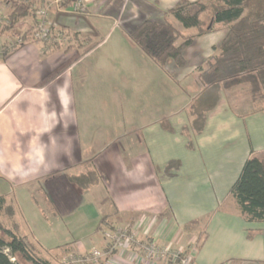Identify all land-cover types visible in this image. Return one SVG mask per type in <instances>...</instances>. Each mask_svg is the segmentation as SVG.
<instances>
[{
	"label": "crops",
	"instance_id": "0c3cea01",
	"mask_svg": "<svg viewBox=\"0 0 264 264\" xmlns=\"http://www.w3.org/2000/svg\"><path fill=\"white\" fill-rule=\"evenodd\" d=\"M29 1L37 21V11L45 8L42 2L52 5L46 12V36L33 39L31 35L23 46L8 48V56L0 57V196L16 205L21 225L32 233L29 219L35 223L46 208L64 217L78 199L82 203L83 194L94 192L101 194L105 203L101 212L88 203L79 205L87 222L101 217L99 224H107L112 230L128 226L140 236L151 226V237L162 244L175 243L182 232L195 234L184 229L197 223L203 236L193 255L194 264H264V222H245L229 194L247 158L251 154L264 157V114H237L221 92L215 107L205 115L203 129L194 133L189 107L199 89L188 94L187 102L169 111L162 102L166 83L155 85L158 101L152 102L151 94L147 98L139 95L136 89L150 85L153 68L128 63L129 52L119 50L124 37H118L104 53L123 58L119 71L102 78L105 67L100 57L89 69L94 81L77 77L75 63L90 58L110 41L123 21V5L107 12L111 5H101L105 0H77L75 4L68 0L66 5H58L60 0ZM178 1L151 3L162 14ZM0 4L8 10L7 4ZM136 11L133 5L127 13ZM88 18L106 25L105 38ZM133 18L124 21L133 24ZM93 39L100 42L82 56L70 44L71 40ZM220 42L190 51L191 72L197 73L201 59L206 62L217 53ZM199 52L202 56L197 60ZM186 75L177 84L184 83ZM108 80L111 103L102 85ZM194 84L197 87L195 78ZM126 86L132 91L121 95ZM174 90L175 97H183L182 88ZM135 93L140 100L133 97ZM103 102L115 105L119 113L108 116L105 109L102 115ZM170 163L173 166L167 171ZM89 170L96 171L101 182L86 190L75 186V177ZM31 239L37 243L33 234ZM95 240L102 249L109 244L105 239ZM51 245L57 249L54 257L59 262L68 254L87 250L78 241L69 245L56 240ZM117 260L116 264H135L128 256Z\"/></svg>",
	"mask_w": 264,
	"mask_h": 264
},
{
	"label": "trees",
	"instance_id": "16d2710c",
	"mask_svg": "<svg viewBox=\"0 0 264 264\" xmlns=\"http://www.w3.org/2000/svg\"><path fill=\"white\" fill-rule=\"evenodd\" d=\"M1 1L7 4L8 10L0 34L11 33L26 18L31 20L30 29L18 35L21 38L19 44L10 36L13 50L29 40L37 20L29 0ZM162 15H170L183 30H194L195 33L183 35L166 19L157 21L148 18L129 31L132 42L161 68L168 62L176 68H184L187 64L185 50L196 37L212 32L216 24L227 28L217 53L196 73L199 92L189 107L194 133L198 134L203 129L205 115L215 107L221 92L237 114H264V0H198L194 3L180 0ZM8 51L2 54V59L8 56ZM236 89L240 90L236 100L238 105L233 106L228 98L231 93L235 94ZM172 166L173 163H170L167 171ZM101 180L96 171L89 170L75 177L74 185L86 190ZM229 194L245 222H264V157L251 154L247 158ZM19 217L16 205L5 196H0V264H52L44 258L42 248L32 241L31 235L21 233ZM189 229L190 226L184 230ZM199 239L197 236V243ZM199 247L200 243L197 250Z\"/></svg>",
	"mask_w": 264,
	"mask_h": 264
},
{
	"label": "rangeland",
	"instance_id": "374dc122",
	"mask_svg": "<svg viewBox=\"0 0 264 264\" xmlns=\"http://www.w3.org/2000/svg\"><path fill=\"white\" fill-rule=\"evenodd\" d=\"M68 0H60L58 2V5L63 4L66 5ZM73 4L77 3V0H73ZM1 3V1H0ZM42 6H45V8L49 9L52 5H49V2H42ZM100 5V4H99ZM101 5H111L109 7H107L106 11H110L113 8H115V5H119L120 7L123 5L122 10H121V16H123V21L121 23V25L117 28V31H115L113 33V35L110 38V41L105 44L104 47L100 48L97 52L93 53L90 58H83L81 61H79L78 63H75L76 68L74 70V75L79 77V76H84L86 78V81H94V77H92V74H89L90 71V67L93 66L94 62L96 61V59L99 60V58L101 57V63L103 67H105V71H103L105 74L101 75L102 78L106 77L108 78V74L109 73H114L116 71L120 70V64H122L123 58L118 59L116 57L110 56L108 55V53L104 54L105 51H107V48H109L111 45H113V41H115L118 37H124L122 39V41H120V46H119V50L120 51H124L126 50V52H129V56L128 58V63L130 62H135V64H140L141 66H147V65H151V68H153V73L150 76L151 78V83L150 85H145L144 87L138 88L137 93L142 96H145L144 98H147L146 96L150 95V100L152 102L158 101V91L156 89V86L158 84H164L166 83L167 86V90H166V97L165 99L162 100V102L165 103V108H167V110L169 111L170 108L173 110V108L175 107H179L180 104H184V102H187L188 98V94H193V90H195V88H198V86L196 87V85L194 84V78L196 73L195 72H191L192 69V60H190V51H196L194 48L195 47H201V49H203L204 47L209 46L210 44L214 43L218 44L220 42V40L223 38L227 28L223 25H219L216 24L214 25L213 31L203 37L200 38H195L193 41V47L191 49H187L184 53L185 58L188 60V65L184 68H176L171 62H168L167 65L164 68H161L159 66H157L150 58H148L130 39L129 37V31L131 29L134 28V26H136L140 21H142L145 18L148 19H153V20H157V21H162L164 19L168 20L169 22H171L176 28L179 29V31L182 32V34H186V35H192L195 33L194 30H183L180 25L170 16V15H162L159 14L156 11V8L152 5L151 0H105V2H102ZM135 5V7L138 9V12H134V13H127L128 9ZM57 6V4H56ZM4 7V12L3 14L6 15L7 14V7L5 5H1L0 4V8ZM105 9L101 11H99L98 9H96V12L98 13H102V12H106ZM92 13V11H91ZM94 13V12H93ZM96 16V15H95ZM128 17H134L133 19H130L133 21V24H129L128 22H125L124 20ZM88 20L90 21V23L92 24L93 28L95 30L98 31V33H100V36H103V38H105V36L108 34V28L106 27V25L102 22H100L98 19H93V18H88ZM127 20V19H126ZM128 21V20H127ZM135 21V22H134ZM30 23L31 20L30 18H26L25 20L20 21L16 27L14 28V30L10 33H4V34H0V45L1 47H8L9 43H10V36L12 35V41H14L15 37L14 36H18L21 35V33H23V31H28V29H30ZM102 23V24H101ZM0 29H1V24H0ZM112 33V32H111ZM111 33H109L111 35ZM32 35V33H31ZM64 36H68V35H64ZM100 42V40H98ZM97 40H92L91 42H78V41H70L71 46L78 52V56H82L83 53H85L86 51L92 49L96 44H98ZM69 44V45H70ZM218 47V45H217ZM216 47V48H217ZM200 51V50H197ZM202 56V52L198 53V58L197 60ZM76 57L74 56V58L72 59V61L75 59ZM201 65H203L205 63L204 59H201ZM155 69V70H154ZM84 70L87 71V73H84L82 75V71ZM184 74H188L186 75V80L185 82L182 84H177L178 82H180V78L184 75ZM96 77H98L96 75ZM108 82H110V80L108 81H104L102 83L103 86H105L104 89V94H105V98H107V101L110 100V103L112 101L111 99V87H108ZM156 85V86H155ZM165 85V84H164ZM181 89L184 91L183 92V97H182V102H181V97H175L173 91H175L174 89ZM137 88V87H136ZM130 90L132 91V88L126 86L123 88V90L121 91V95L127 93ZM238 92H240L239 89H236L235 94L231 93V95L229 96V101L230 104L233 106H237L238 103H236L237 100V95ZM138 94H133V97L137 100H140V96ZM132 96V93H131ZM104 100V99H103ZM125 106H122V109H124ZM105 109H107V115H117L118 110L116 108L115 105H108L106 106L104 104V102L102 103V107H101V113L102 115H104V113H106ZM127 116H124V118H126ZM36 188H38L36 186ZM35 188V189H36ZM34 189V190H35ZM92 192V191H91ZM10 198V197H9ZM83 203H88L91 204L93 206L94 209H97L98 211L101 212V209H103L105 200L102 199V195L101 194H96L93 192L91 194L85 193L83 194V198H82V203L80 202V199H78L76 201V207L74 209H72L71 211H68V214H65L64 217H61L60 215H53V212L51 213L49 211V209H45L43 211V214H41V216L39 215L38 220L34 223V221H32V219H29V224L31 225V230L33 231L31 233V231L27 230V227L23 224L22 226V230L21 233L22 234H27V235H31L32 234L35 236V238L37 239V243L40 244L41 246L40 249L42 248V253L44 258L49 259L51 261L52 264H59L58 259L55 260V254L57 253V249L55 247H53L54 245L50 246V243H52L53 241L56 240H65V242H68L69 245H74L77 241L78 244H83L87 250L86 253H89L92 249H97V250H101L102 248H100L99 244L97 245L95 238H100L101 240H106V241H110V236L112 235V229H110L107 224H102L100 222L101 217L98 220H89V222L85 221V219H83L82 215L80 214L79 211V205L82 206ZM52 211V210H51ZM20 219V217H19ZM161 219V217H158V221ZM21 220V219H20ZM157 221V220H156ZM166 221V220H165ZM99 225L98 229L97 226ZM121 226V225H119ZM158 227L160 226V224L157 225ZM118 228V227H115ZM190 230L191 233H194L193 235L190 234H186L185 232L180 233L178 236V240L175 241V243H172L173 247H179L180 244L182 243L183 245H181L183 248L182 249H187L190 247L191 244V238L192 236H199V242L202 240V228H200V225L195 224L193 226H190ZM94 236V237H93ZM152 239H155L153 237H151ZM50 239V240H49ZM195 241V240H194ZM158 244L161 243L160 241H157ZM162 244V243H161ZM59 246V245H58ZM61 247V246H60ZM72 254V253H71ZM69 255V254H68ZM67 255V256H68ZM65 259V257L61 258L60 261H63ZM105 261V260H104ZM232 264V263H231ZM233 264H235L233 262ZM239 264H249L248 262H239Z\"/></svg>",
	"mask_w": 264,
	"mask_h": 264
},
{
	"label": "built area",
	"instance_id": "2783aa9c",
	"mask_svg": "<svg viewBox=\"0 0 264 264\" xmlns=\"http://www.w3.org/2000/svg\"><path fill=\"white\" fill-rule=\"evenodd\" d=\"M47 8H41L37 11L38 21L32 32L34 38H43L47 34L48 21L46 18ZM0 8V24L6 21V15ZM15 43L19 44L21 38L16 36ZM1 47L0 57L11 48ZM151 226H148L140 236L130 229V227L114 228L110 236L109 244L105 249H92L89 253L69 254L61 264H98L100 261H109L112 264L119 263L117 259H126V256L135 264H194L193 255L197 251V238L192 241L190 247L182 249V246L173 247L172 244H161L150 235ZM129 254V255H128ZM14 262L13 259H11Z\"/></svg>",
	"mask_w": 264,
	"mask_h": 264
}]
</instances>
